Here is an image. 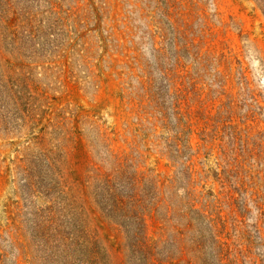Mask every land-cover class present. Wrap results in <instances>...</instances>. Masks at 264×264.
<instances>
[{
	"label": "rangeland",
	"instance_id": "rangeland-1",
	"mask_svg": "<svg viewBox=\"0 0 264 264\" xmlns=\"http://www.w3.org/2000/svg\"><path fill=\"white\" fill-rule=\"evenodd\" d=\"M170 89L176 140L158 113L170 118ZM118 164L153 183L146 234L174 264H252L264 17L251 0H0V264H130L94 186Z\"/></svg>",
	"mask_w": 264,
	"mask_h": 264
},
{
	"label": "trees",
	"instance_id": "trees-1",
	"mask_svg": "<svg viewBox=\"0 0 264 264\" xmlns=\"http://www.w3.org/2000/svg\"><path fill=\"white\" fill-rule=\"evenodd\" d=\"M254 6L259 10L264 17V0H251ZM176 90L168 91V104L171 112L170 118L166 116V113L161 108L158 113L161 115L163 122V128H170L168 121L172 122V127L176 132L173 140L177 139V136L182 134L185 129V124L179 118V108L177 100L174 97ZM164 108L165 104H164ZM234 134V132H233ZM172 140V138H171ZM167 143L170 142V137L167 138ZM113 173H103L96 176L95 180V192L99 198V207L103 214L112 222L120 226L126 235V244L128 247V258L130 264H174L170 258V241L167 243H153L149 240L146 234V217L152 215L157 209L151 207V198L153 197L154 190L151 186H154L149 178L145 175L139 176L136 170L131 171L129 167L122 166L120 164L113 167L111 170ZM152 189V190H151ZM243 203L240 207L244 214L249 212L247 208V200L243 197ZM165 217L170 222V212L172 207L166 204ZM179 212H182L178 208ZM188 211L199 214L198 211L189 207ZM175 209L173 213H176ZM183 219H187V213L182 214ZM252 242L258 249L256 259L252 261V264H264V250L260 247H264L261 242L259 234L255 235ZM259 240V243L256 241ZM220 245V244H219ZM90 255H96L95 252L89 251ZM87 254V255H89ZM219 260L222 261L220 253L217 255ZM90 259L92 260L91 256Z\"/></svg>",
	"mask_w": 264,
	"mask_h": 264
}]
</instances>
